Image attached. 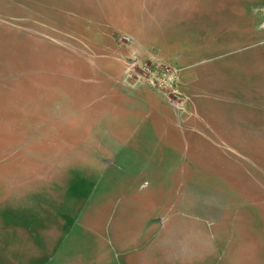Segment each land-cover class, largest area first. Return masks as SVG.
I'll return each instance as SVG.
<instances>
[{
  "label": "rangeland",
  "instance_id": "rangeland-1",
  "mask_svg": "<svg viewBox=\"0 0 264 264\" xmlns=\"http://www.w3.org/2000/svg\"><path fill=\"white\" fill-rule=\"evenodd\" d=\"M140 1L0 0V206L7 196L10 206L33 214L32 199L48 220L94 223L113 237L121 200L131 195L137 205L172 188L167 174L191 151L184 154L178 143L137 147L133 139L116 146V121L134 127L136 137L146 122L142 115L116 118V63L124 62L126 70L139 58L175 70L170 84L149 85L168 107L158 121L194 118L211 125L214 118L224 121V110L230 112L228 123L240 136L223 135L212 146L201 142L194 151L202 170L226 174V184L200 181L224 189L233 236L263 238L264 0H216V33H200L203 51L129 52L135 44L124 17L137 14ZM224 5L227 9H220ZM200 8L207 11L208 5L201 2ZM257 8L259 14H253ZM208 44L216 50H207ZM186 69L192 85L183 83ZM224 74L227 97L215 98L210 84ZM211 75L215 81L210 82ZM124 77L120 81L126 84ZM155 169L162 178L152 176ZM21 200L25 206L17 205ZM50 208L56 212L50 214ZM234 245L239 249V242Z\"/></svg>",
  "mask_w": 264,
  "mask_h": 264
},
{
  "label": "crops",
  "instance_id": "crops-1",
  "mask_svg": "<svg viewBox=\"0 0 264 264\" xmlns=\"http://www.w3.org/2000/svg\"><path fill=\"white\" fill-rule=\"evenodd\" d=\"M201 2L208 5L207 11L200 8ZM215 2H137V9L145 11L138 10L137 14L124 17L129 25L127 32L135 44L127 50H205V46L201 47L206 43H202L204 38L200 33L207 37L216 33L220 12ZM226 7L224 5L220 9L226 10ZM183 10L191 14H180ZM253 14H259V9H255ZM262 21L257 24V31L261 32ZM210 45L207 50H216ZM119 47L122 52L126 51L121 43ZM124 67L121 60L116 63L118 75L125 74ZM186 71L188 75L183 76V83L192 85L195 81L191 78L188 80L190 70ZM120 76H116V118L121 115L126 118L142 115L146 122L136 137L134 127L116 121V146L133 139L137 147L159 143L169 147L178 143L183 147L184 154L191 151L188 159L184 155L182 165L174 173L167 174V179L173 181L172 188L161 193V197L147 196L137 205L131 201V195L123 203L120 199L118 208L121 217L116 218V235L113 237L106 235L103 229L98 230L94 223L81 222L74 226L64 218L57 220L54 217L56 213L52 215L54 220H48L42 213V206L32 199L29 200L37 209L29 214L27 210L14 208L13 204L10 206L6 196L2 208L0 206L4 211L0 216V227L4 228L0 233V264H264V237L249 240L233 236V219L226 217L230 207L225 200L224 189L202 186L200 181L221 180L215 182L217 187L219 183L226 184L223 181L227 178L226 174L209 171L207 167L202 170L194 151L201 142L212 146L215 138L222 139L223 135L240 136L228 123L230 112L224 110L221 113L224 121L217 122V118H214L211 125L195 122L194 118L185 123L158 121L168 110L166 104L159 100V94L149 85L135 80L127 79L125 84L120 81ZM226 76L219 77L222 79L219 82L215 81L217 76H210V82L215 81L210 84L215 89V98L226 99L229 86ZM215 115L220 116V113ZM156 170L152 176L162 178L161 172ZM253 178L259 185L258 177ZM145 183H140L139 189H143ZM21 201L23 204L17 205L25 206V200ZM255 203L259 204L258 198ZM7 206L11 207L9 212ZM49 212L56 211L50 208ZM236 242L240 244L239 249H235Z\"/></svg>",
  "mask_w": 264,
  "mask_h": 264
},
{
  "label": "built area",
  "instance_id": "built-area-1",
  "mask_svg": "<svg viewBox=\"0 0 264 264\" xmlns=\"http://www.w3.org/2000/svg\"><path fill=\"white\" fill-rule=\"evenodd\" d=\"M126 42L131 38L122 36ZM135 77L137 83H147L150 86L170 84L175 79V70L161 68L159 65L150 64L139 58L131 59L129 66L125 70V79Z\"/></svg>",
  "mask_w": 264,
  "mask_h": 264
}]
</instances>
